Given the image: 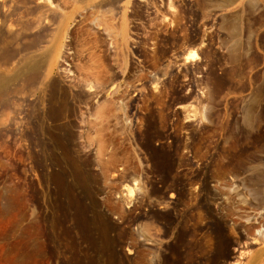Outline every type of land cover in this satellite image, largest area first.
<instances>
[{"label": "rangeland", "instance_id": "374dc122", "mask_svg": "<svg viewBox=\"0 0 264 264\" xmlns=\"http://www.w3.org/2000/svg\"><path fill=\"white\" fill-rule=\"evenodd\" d=\"M0 264H264V0H0Z\"/></svg>", "mask_w": 264, "mask_h": 264}, {"label": "bare ground", "instance_id": "6f19581e", "mask_svg": "<svg viewBox=\"0 0 264 264\" xmlns=\"http://www.w3.org/2000/svg\"><path fill=\"white\" fill-rule=\"evenodd\" d=\"M77 95H78V94H77ZM98 95H99V94H98ZM111 95H112V94H111ZM123 95H124V94H123ZM116 96H117V95H116ZM116 96H110V97H108V99L104 100V101H105L104 106L109 107L111 103H113V102H117L119 98L116 97ZM119 96H120V95H119ZM94 97H95V100H96V98H99L97 95L94 96ZM122 97H123V96H122ZM73 98H74V97H73ZM124 98H125V95H124ZM75 100L78 101V103H79V102L81 103V97H80V95H79V96H76ZM96 101H97V104L103 102V101H102V102H99V99H97ZM95 103H96V102H95ZM92 159H94V158H92ZM95 163H99V164H100V161H97V160H96ZM95 163H94V164H95ZM94 164H93V165H94ZM100 166H101V165H100ZM102 167H103V166H102ZM102 167H101V168H102ZM97 170H98V169H97ZM102 170H104V169H102ZM97 172H98V171H97ZM99 172H100V171H99ZM127 188H128V187H127ZM129 188H130V187H129ZM131 188H132V189H130V190H131V192H132V190H133L134 188H133V187H131ZM126 190H127V189H126ZM126 190H125V191H126ZM130 190L128 189L129 192H130ZM125 191H124V192H125ZM122 193H123V192H122ZM126 194H128V195L130 196V194H129L128 192H127ZM128 195H127V196H128ZM121 197H122V196H121ZM125 198H126V197H125ZM122 199H123V198H122ZM124 200H125V199H124Z\"/></svg>", "mask_w": 264, "mask_h": 264}]
</instances>
